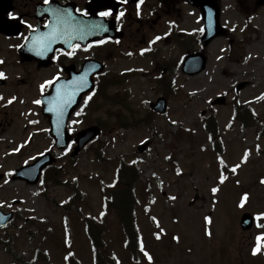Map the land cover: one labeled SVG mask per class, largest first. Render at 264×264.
I'll list each match as a JSON object with an SVG mask.
<instances>
[{
	"label": "rangeland",
	"instance_id": "1",
	"mask_svg": "<svg viewBox=\"0 0 264 264\" xmlns=\"http://www.w3.org/2000/svg\"><path fill=\"white\" fill-rule=\"evenodd\" d=\"M162 2L155 8L154 1L145 0L133 10L143 19L144 27L133 24V37L125 35L127 39L105 61L104 86L110 81L113 87L88 110L86 96L70 119V132L96 125L101 137L75 160L60 157L67 151H55V166L63 171V182L76 181L78 209L72 207L64 213L58 206L71 196L63 186L47 184L41 195L39 184L29 187L10 180L17 168L53 148L44 135L48 127L39 104L35 107L30 101L34 99V85L48 80L54 70L35 75L29 104H16L14 112L0 117L4 121L0 128V174L4 175L0 209L16 215L0 230V241L11 237L7 251L0 246V264H33L39 254L45 260L34 264H67L68 251H72L75 264H93L82 222L101 213L98 183L112 184L120 161H135L142 171L136 189V217L140 241L152 260L141 249L132 258L124 248L119 226L109 218L104 239L107 253L114 256L116 264H264L261 250L254 251L258 244L259 249L262 243L264 247V240H256L264 237V223L260 221L248 233L239 229L243 213L264 218V154L259 152L264 150V139L256 138L258 122L241 129L232 120L233 106L237 105L238 110L250 109L256 121L264 123V98L258 99L264 96V5L256 7L248 18L235 0H218L219 22L227 35L203 47L199 11L185 0ZM177 35L180 42L175 41ZM157 36L161 39L156 40ZM93 52L88 50L85 56L90 58ZM198 52L206 57L204 70L184 75L181 67L185 56ZM230 54L234 60L228 59ZM14 89L27 90L24 86ZM219 97L225 98V105L212 107L211 102ZM160 98L167 101L164 115L150 108ZM210 118L215 121L219 139L210 140L203 128L204 120ZM122 124L127 128L118 129ZM100 143L104 152L97 160ZM217 144L222 149L220 154L214 150ZM141 145L145 148L139 152ZM17 148L20 150L15 151ZM246 151L248 159L241 163ZM168 156H173L174 167L166 162ZM221 159L226 165L223 167L230 170L240 165L235 173L225 171L223 183L219 181ZM213 188H218L215 194ZM245 194L248 200L242 209L238 205ZM64 217L71 232L69 245ZM205 217L210 218V224ZM23 220L35 224L28 227ZM36 223L45 229H38ZM160 228L164 232L158 240L155 233ZM173 237H179V242Z\"/></svg>",
	"mask_w": 264,
	"mask_h": 264
},
{
	"label": "flooded vegetation",
	"instance_id": "2",
	"mask_svg": "<svg viewBox=\"0 0 264 264\" xmlns=\"http://www.w3.org/2000/svg\"><path fill=\"white\" fill-rule=\"evenodd\" d=\"M121 2V9L116 16H112L110 9H99L97 15L104 17L106 20L114 19L117 31L122 33L119 40H105L103 43L90 45L83 48L79 45L73 47L70 53L57 50L48 67H43L45 62L40 61L37 57L38 35L42 36L44 31L48 29L52 16L60 11L74 12L78 15H87L86 4L88 0H0V73L4 76L0 77V117L15 110L16 104H29L30 90L35 83V75L42 71L54 70V74L48 79L43 80L38 85H34V99L30 101L37 107L34 101L38 100V95H42L48 91V81L66 78L65 69L72 67V71L77 73L87 59L100 61L106 54V57L114 55L115 49L121 46L122 42L133 37L131 35V26L144 27L143 19H137L132 12L138 4H127L125 0H117ZM154 7L160 8L162 1L153 0ZM183 1V0H182ZM144 3H139V7ZM149 7V6H148ZM109 11L108 16H101V12ZM123 13V15H120ZM119 17V18H117ZM31 26V27H29ZM130 28V33H128ZM139 31L136 29V32ZM125 35L127 38H125ZM93 50L94 54L87 58L86 51ZM104 52V53H103ZM105 57V58H106ZM25 77V78H24ZM43 85V89L41 88ZM16 86H24L26 91L14 89ZM12 97L16 99L8 104L7 101ZM28 113V112H25ZM28 114L21 115L27 116ZM4 121H0V128ZM47 123V120H46ZM44 135L52 142L48 129ZM74 145H71L73 149ZM52 153L51 150L47 151ZM71 152V151H70ZM69 152V153H70ZM69 153L67 157H69Z\"/></svg>",
	"mask_w": 264,
	"mask_h": 264
},
{
	"label": "water",
	"instance_id": "3",
	"mask_svg": "<svg viewBox=\"0 0 264 264\" xmlns=\"http://www.w3.org/2000/svg\"><path fill=\"white\" fill-rule=\"evenodd\" d=\"M134 3L137 0H127ZM192 6L197 7L204 23V35L201 38L202 45L206 47L213 39L224 36L226 31L219 25V7L217 0H187ZM264 0L257 2V6L263 5ZM100 8H112L116 13L118 6L113 0H90L87 4V10L90 17L85 20H78L65 14L64 19L60 22V29L56 28L58 18L53 19L49 31L46 33L49 40L46 43L48 48V57H50L57 48L69 51L73 44L79 43L86 46L92 41H97L106 37H120L114 32L112 21L105 22L103 19L96 18L95 14ZM73 15V14H71ZM74 16V15H73ZM50 41V43H49ZM206 59L201 53L190 55L185 58L182 72L185 75L193 76L202 72L205 68ZM103 66L94 61H87L80 73L73 75L72 70H67L68 79L60 80L53 84L48 95L42 97V114L48 118L50 135L54 140L57 150H64L70 142V135L66 132V124L71 114L77 109L82 97L93 90L92 76L100 74ZM63 97L64 100L71 99L67 106L63 107V116H60L55 109L57 102ZM225 104V98L221 97L214 100L211 105L222 106ZM153 111L158 114L166 112V101L159 99L154 105H151ZM100 136V130L97 127H90L79 132L75 137L76 147L74 148L71 158L77 157L78 153L86 148L91 141ZM145 146L139 148V152L144 150ZM51 155L46 154L38 158L32 165L22 167L15 171L13 180H23L33 186L38 182L41 172L54 163ZM0 227H5L12 220L13 215H4L0 211ZM253 219L251 215L244 214L240 219V229L249 231L252 227Z\"/></svg>",
	"mask_w": 264,
	"mask_h": 264
},
{
	"label": "trees",
	"instance_id": "4",
	"mask_svg": "<svg viewBox=\"0 0 264 264\" xmlns=\"http://www.w3.org/2000/svg\"><path fill=\"white\" fill-rule=\"evenodd\" d=\"M235 2H237V4L240 6L241 12L247 15L248 18L253 16L254 0H235ZM177 41L180 42V40L178 39ZM230 60H232V57H230ZM104 80V78H101L100 81L97 83L94 96L90 99L88 106L90 104L96 106L97 101L101 98H105L107 95V90L113 87V84H111L110 81H108V85L104 86ZM107 80H109V78H106V81ZM158 80L159 83L162 82L160 81V79ZM233 118L240 124L241 128L250 127L256 122V118L252 113H250L248 110L240 113L237 106H234ZM117 128L119 129L127 127L125 124H122ZM203 128L208 131V135L209 137H211L210 140L219 139L218 135H215L216 126L213 118L204 120ZM261 128L263 131L260 132L257 137L264 133V124L261 125ZM97 147L98 149L96 150L95 158L97 160H101V156L104 152V144L100 143L99 145H97ZM214 150L219 154L222 152L221 147L218 146V144L214 146ZM166 162L168 164H172L174 167L173 156H168ZM221 171L224 176L226 175L225 171L228 172L227 168H224L223 166H221ZM141 178L142 171L140 170L136 162L126 163L125 161H120L118 162V167L116 169L115 174V181L113 185H107L104 182L99 181V188L103 196L102 214L97 218L91 220H84L85 231L90 240L93 250L94 264H114L113 258L107 253V247L104 239L108 232L107 224L110 217H113L114 221L121 228L122 234L125 238L126 250L130 253V256L132 258H136L138 256V253L141 249V244L136 217L138 204L136 198V189L141 182ZM47 183H50L52 187L63 186L71 192V196L69 197V199L65 203L58 205L60 206V208H62L64 213H69L70 208L72 207H77L78 209V203L80 202V194L77 189L76 181L63 182V171L61 172L60 169L56 168V166H53L49 168L42 176L43 187H45ZM44 192L45 191H43L42 194ZM65 222L67 223L66 220ZM29 224L30 223L27 222V225ZM37 224H39L38 229H45L40 225L41 223ZM8 243L9 240H1L0 246L5 251H7ZM67 256V264H74L73 256H69V254ZM44 260V258L41 259V254H39L35 257L34 263L38 261L40 263H43Z\"/></svg>",
	"mask_w": 264,
	"mask_h": 264
},
{
	"label": "snow or ice",
	"instance_id": "5",
	"mask_svg": "<svg viewBox=\"0 0 264 264\" xmlns=\"http://www.w3.org/2000/svg\"><path fill=\"white\" fill-rule=\"evenodd\" d=\"M45 2H47V0H45ZM142 2H143V0H139V3H142ZM139 3H138V5H137L138 8H139ZM110 14H111V13H110L109 11H105V12H101V13H100L101 16H108V15H110ZM120 15H123V13H120ZM117 18H119V17H117ZM29 27H31V26H29ZM155 39H156V40H160L161 37L157 36ZM103 42H104V41H100V43H103ZM152 43H155V41H152ZM142 51H143V50H142ZM0 63H2V61H0ZM3 76H4V74H3V73H0V77H3ZM46 83L51 84L52 81H48V82H46ZM43 87H44V86L41 85V88H42V89H43ZM91 98H92L91 96L88 97L89 100H90ZM261 98H264V96L259 97L258 99H261ZM2 99H3V97H0V100H2ZM15 99H16V97H12L11 99H9V100L7 101V103H8V104H11ZM70 102H71V99H70V98H69L68 100H64L63 97H61L60 100L57 102L55 109H50V110H56L60 116H63V107L67 106V104L70 103ZM86 102H87V101H86ZM34 103H36V104H40L41 101H40V100H36V101H34ZM79 114H80V113H77V115H79ZM30 123H35V122H34V121H30ZM172 123L175 124L176 121H172ZM230 126H231V125H229V127H230ZM209 139H211V137H209ZM21 147H23V145H21ZM258 147H259V146H258ZM19 150H20L19 148L15 149V151H19ZM248 155H249V153L246 151L245 154H244V157H243V159H242V161H241V163H244V162L247 161V159H248ZM169 158H170V157H169ZM220 163H221L222 166H226V165H225V162L223 161V159L220 160ZM239 167H240L239 164L233 166V167L231 168V172H232V173H235V172H236V169L239 168ZM178 174H179V170H178ZM225 179H226V177H225V176L223 175V173H222L221 176H220V182L223 183ZM5 183H7V181H5ZM261 183H264V179L261 180ZM217 191H218V188H213V189H212L213 194H215ZM170 199H175V197H170ZM247 200H248V195L245 194V195L242 197V199H241V201H240L238 207H240V208L243 209V208L245 207V202H246ZM9 206H10V205H9ZM0 207H3V204H2V203H0ZM261 215H264V214H261ZM0 218H2V217H0ZM152 219H153V220H156L155 217H153ZM205 219H206V221H207L209 224L211 223L210 218L205 217ZM157 227H159V223H158V222H157ZM163 232H164V229H163V228H160V231L157 232V233H155L156 238H157L158 240L161 238V233H163ZM206 234H207L208 236H211V235H212L211 231H206ZM173 239H175L177 242H179V237H173ZM258 239H259V238H258ZM67 242H68V241H66V243H67ZM140 248H141V251L144 253V255L148 258V260L151 261V260H152V256L149 255L146 251H144V246H143V243H142V242H141ZM258 250H259V249L257 248V249L254 250V251H258ZM71 255H73V254H72V253H69V256H71ZM65 259L67 260V259H68V256H66Z\"/></svg>",
	"mask_w": 264,
	"mask_h": 264
}]
</instances>
